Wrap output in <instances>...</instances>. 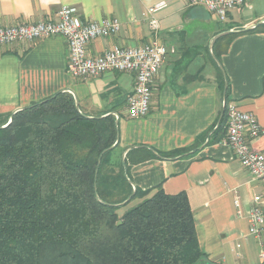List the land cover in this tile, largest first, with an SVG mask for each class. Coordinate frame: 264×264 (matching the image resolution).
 Here are the masks:
<instances>
[{"label": "crops", "instance_id": "1", "mask_svg": "<svg viewBox=\"0 0 264 264\" xmlns=\"http://www.w3.org/2000/svg\"><path fill=\"white\" fill-rule=\"evenodd\" d=\"M160 1L166 6L153 14L159 22L153 33L148 24L151 15L145 12ZM62 5L78 8L82 20L114 17L121 22L117 34L88 43L91 56L114 46L137 47L154 41L167 48L153 79L147 115L131 118L126 113V99L134 85L132 73L74 77L67 72L66 41L54 36L0 46V125L15 110L57 92L71 94L86 117L115 116L117 150L120 160L127 150L124 161L132 188L152 190L150 194L158 187L166 194L184 192L199 246L209 261L262 264L264 232L259 237L250 235L246 218L236 214L233 203L238 196L245 211L261 185L221 139L214 140L212 132L226 101L234 102L256 116L263 132L252 146L264 153V30H253L264 23V0H245L230 10L224 22L187 0H0V27L55 19ZM222 32L235 36L226 49L224 41H219L218 59L210 42ZM142 148L154 155L186 151L174 158L143 160L137 157L145 152L133 151L126 158L129 151Z\"/></svg>", "mask_w": 264, "mask_h": 264}, {"label": "trees", "instance_id": "2", "mask_svg": "<svg viewBox=\"0 0 264 264\" xmlns=\"http://www.w3.org/2000/svg\"><path fill=\"white\" fill-rule=\"evenodd\" d=\"M253 30H264V23ZM234 36L216 39L212 47L216 58L219 41L226 49ZM115 120L111 114L86 117L71 94L57 92L18 110L0 128V264L208 260L184 192L166 194L160 187L151 194L152 190H133L120 157L117 171L104 174L105 168L113 167V157L120 156ZM224 126L223 112L212 132L215 141L224 136ZM133 151L145 152L137 157L143 160L174 158L186 150L154 155L133 149L126 158ZM108 180L118 185L116 193L107 191ZM134 200V205L118 212Z\"/></svg>", "mask_w": 264, "mask_h": 264}, {"label": "built area", "instance_id": "3", "mask_svg": "<svg viewBox=\"0 0 264 264\" xmlns=\"http://www.w3.org/2000/svg\"><path fill=\"white\" fill-rule=\"evenodd\" d=\"M189 5H201L217 21L224 22L230 10L244 4L245 0H187ZM166 6L160 1L146 9L145 15L153 33L159 29V22L153 14ZM55 19L31 23H18L0 27V46L26 40L62 36L67 45V72L77 78H91L106 72H130L134 76L131 94L126 99V113L131 118L147 115L153 79L157 74L167 48L160 42L137 47L114 46L102 54L87 53L88 43L96 38L115 35L121 22L114 17L101 20H82L78 8L62 5ZM225 134L219 141L228 146L237 161L261 185V191L251 197L244 211L238 196L234 198L236 214L246 218L249 234L259 237L264 232V153L253 148L252 142L263 132L256 116L241 110L234 102L224 104Z\"/></svg>", "mask_w": 264, "mask_h": 264}, {"label": "water", "instance_id": "4", "mask_svg": "<svg viewBox=\"0 0 264 264\" xmlns=\"http://www.w3.org/2000/svg\"><path fill=\"white\" fill-rule=\"evenodd\" d=\"M226 33H227V32H222V33H220V34L215 35V36L212 38L211 42H210V47L213 46V43L216 41V39H218L220 36H222V35H224V34H226ZM223 97H224V98L226 97V83H225V85H224ZM18 110H20V109L15 110V111L11 114L9 121H8L5 125L0 126V128L7 126V125L10 123V121H11V119H12L14 113L17 112ZM223 112H224V108H223V110H222V112H221V117H222V115H223ZM115 123L117 124V120L115 121ZM126 151H127V150H125V151L123 152V154H122V160H121V161H122V164L124 165L125 176H126V167H125L124 157H125V153H126ZM99 161H100V157H99V159H98V162H99ZM96 171H97V169H96ZM96 171H95V172H96ZM133 190H135V187H134V186H133ZM132 194H133V192H132ZM132 194H131V195H132ZM96 198L99 200L98 196H96ZM129 198H130V197H129ZM129 198H127V200H129ZM127 200H126V201H127ZM195 264H218V263H215V262H211V261L206 260V261H200V262L195 263ZM263 264H264V259H263Z\"/></svg>", "mask_w": 264, "mask_h": 264}, {"label": "rangeland", "instance_id": "5", "mask_svg": "<svg viewBox=\"0 0 264 264\" xmlns=\"http://www.w3.org/2000/svg\"><path fill=\"white\" fill-rule=\"evenodd\" d=\"M119 155H115V157H113V159L111 160V166H113V167H108V168H105V170H104V174L106 175V176H109L110 174H112V172H111V170H114L115 172L117 171L116 169H117V167H115L116 166V164L118 165V162H119ZM116 168V169H115ZM106 186H107V191L108 192H112V193H116L117 191H118V189H119V187H118V185L117 184H115V183H113V181L112 182H110V180H108L107 181V184H106ZM136 203V200H134V201H132L130 204H128L127 206H125V207H122V208H120L119 210H118V212L119 213H122L127 207H129V206H132V205H134Z\"/></svg>", "mask_w": 264, "mask_h": 264}]
</instances>
